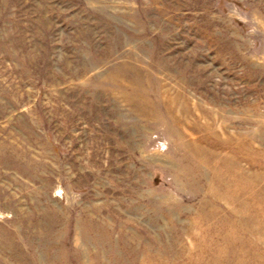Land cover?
<instances>
[{"label":"rangeland","instance_id":"obj_1","mask_svg":"<svg viewBox=\"0 0 264 264\" xmlns=\"http://www.w3.org/2000/svg\"><path fill=\"white\" fill-rule=\"evenodd\" d=\"M0 264H264V0H0Z\"/></svg>","mask_w":264,"mask_h":264}]
</instances>
